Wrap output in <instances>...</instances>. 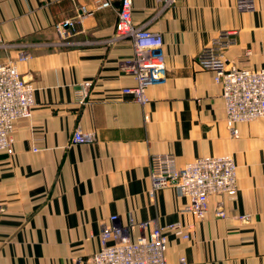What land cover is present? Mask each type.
Listing matches in <instances>:
<instances>
[{
  "label": "crops",
  "instance_id": "obj_1",
  "mask_svg": "<svg viewBox=\"0 0 264 264\" xmlns=\"http://www.w3.org/2000/svg\"><path fill=\"white\" fill-rule=\"evenodd\" d=\"M97 1L0 0V63L34 86L31 116L11 132L13 152H0V264H91L112 214L122 225L132 217L188 230L186 239L167 232V264H264V117L230 134L215 72L197 63L215 36L234 31L227 66L264 67V0L245 12L235 0H131L133 24L159 33L165 54V81L146 88L144 104L122 93L135 79L124 69L132 41L115 36L119 0L95 8L71 37L55 34L77 4ZM77 126L88 140L72 142ZM161 152L177 166L232 156L235 198L212 194L199 219L182 211L189 199L173 185L150 196L149 156ZM220 202L224 217L215 215Z\"/></svg>",
  "mask_w": 264,
  "mask_h": 264
},
{
  "label": "built area",
  "instance_id": "obj_2",
  "mask_svg": "<svg viewBox=\"0 0 264 264\" xmlns=\"http://www.w3.org/2000/svg\"><path fill=\"white\" fill-rule=\"evenodd\" d=\"M115 36L129 38L133 44V55L124 61V69L131 73L135 84L122 88V93L144 104L145 90L149 85L162 83L166 78L163 40L159 33L132 22L131 0H119ZM111 0H98L94 7L77 4L75 14L54 23L53 28L59 39L71 37L77 24L91 16L95 8L107 7ZM239 12L253 11L254 0H235ZM234 31H223L215 36L208 46L201 49L197 63L203 68L214 70V81L221 86V97L225 107V121L229 132L238 135L237 124L242 121L264 117V67L258 69L227 66L223 52L236 42ZM23 52L19 60H24ZM89 81L74 91L76 101L87 98ZM34 86L20 75L12 62L0 63V152L11 154L15 122L29 118L34 106ZM90 133L77 126L72 132V142L82 143L90 138ZM150 196L155 190L173 185L189 199L182 211L202 218L208 209L211 194L224 193L235 198L238 187L236 164L232 157L206 155L195 158L182 166H177L175 156L169 152L152 153L149 156ZM195 180V184H189ZM223 204L219 203V207ZM222 209V207H221ZM223 214V212H219ZM139 233L133 236V233ZM167 232L186 239L187 232L177 223L150 227L147 220L136 221L129 217L126 225L118 221V216H109V224L99 235L100 246L91 257V264H167Z\"/></svg>",
  "mask_w": 264,
  "mask_h": 264
},
{
  "label": "rangeland",
  "instance_id": "obj_3",
  "mask_svg": "<svg viewBox=\"0 0 264 264\" xmlns=\"http://www.w3.org/2000/svg\"><path fill=\"white\" fill-rule=\"evenodd\" d=\"M234 36V35H233ZM21 54H23V53H20L19 54V56L21 55ZM225 63H226V61H225ZM17 66V65H16ZM18 68V67H17ZM18 71H19V69H18ZM19 73H20V75H21V72L19 71ZM22 76V75H21ZM22 78H24L23 76H22ZM25 79V78H24ZM25 80H27V79H25ZM27 81H29V80H27ZM18 120H20V119H18ZM17 121V120H16ZM16 123V122H15ZM148 166H149V164H148ZM176 189V188H175ZM223 206L224 205H222L221 207H222V209H221V207H219L218 206V208H217V210H216V212H215V215L216 216H219V217H224L225 216V212H224V209H223ZM223 212V214H219V212ZM205 215L206 214H204V216L202 217V218H204L205 217ZM111 216V215H110ZM200 219V218H199ZM180 225V227H182V232H187L188 233V237L187 238H189L190 237V234H189V231L188 230H186L181 224H179ZM92 256H93V254H92ZM91 256V257H92ZM91 257H90V260H91Z\"/></svg>",
  "mask_w": 264,
  "mask_h": 264
},
{
  "label": "bare ground",
  "instance_id": "obj_4",
  "mask_svg": "<svg viewBox=\"0 0 264 264\" xmlns=\"http://www.w3.org/2000/svg\"><path fill=\"white\" fill-rule=\"evenodd\" d=\"M216 83H217V82H216ZM222 100H223V99H222ZM223 104H224V102H223ZM224 108H225V107H224ZM230 134H231V133H230ZM213 156L216 157V156H218V155H213ZM219 156H228V157H230V155H226V154H225V155H219ZM231 157H232V156H231ZM232 159H233V157H232ZM193 160H194V159H193ZM193 160H191V161H193ZM191 161H189V162H191ZM186 163H188V162H186ZM186 163H185V164H186ZM185 164H183V165H185ZM188 182H189V184H195V183H196L195 180H189ZM213 194H214V193H213ZM216 194H223V193H216ZM211 195H212V194H211ZM207 205H208V204H207ZM125 225H126V224H125ZM106 227H107V226H106ZM106 227H105V228H106Z\"/></svg>",
  "mask_w": 264,
  "mask_h": 264
}]
</instances>
